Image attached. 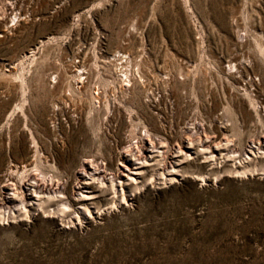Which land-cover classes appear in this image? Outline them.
Instances as JSON below:
<instances>
[{"label": "rangeland", "instance_id": "rangeland-1", "mask_svg": "<svg viewBox=\"0 0 264 264\" xmlns=\"http://www.w3.org/2000/svg\"><path fill=\"white\" fill-rule=\"evenodd\" d=\"M1 20L0 208L35 199L0 221V264H264V174L237 172L264 147V0H0ZM57 193L68 216L38 207Z\"/></svg>", "mask_w": 264, "mask_h": 264}, {"label": "bare ground", "instance_id": "bare-ground-1", "mask_svg": "<svg viewBox=\"0 0 264 264\" xmlns=\"http://www.w3.org/2000/svg\"><path fill=\"white\" fill-rule=\"evenodd\" d=\"M19 21V20H18ZM3 21L1 20L0 21V28H2L3 27ZM260 47V49H259V52H261V53H263V55H264V48H262L261 46H259ZM246 53V52H245ZM244 52L243 53H235L232 57H231V60L229 61V62H231V63H235V64H237L238 65V67L239 68H243V69H245L246 68V71H247V73H248V75H249V71H248V67L246 66L247 64V61H248V59H249V54L248 55H246ZM122 53H120L119 52V54H116L115 56L118 58V59H122V57L120 58L119 56L121 55ZM257 54V53H256ZM258 55V54H257ZM261 55V54H260ZM254 56V55H253ZM24 58H28V59H30V62L31 63H35L36 62V59H35V51L33 50V51H31V53L29 54V55H25L24 56ZM255 58V57H254ZM264 58V57H263ZM117 61V60H116ZM129 61V60H128ZM252 61V60H251ZM24 62V61H23ZM22 62V63H23ZM123 62V61H122ZM125 62V61H124ZM130 65H132V64H130ZM21 69V68H20ZM138 70V69H137ZM126 72V71H125ZM126 75V77H127V79L130 81V78H129V76H128V74L126 73L125 74ZM133 76V75H132ZM123 77V76H122ZM16 78H18L20 81H21V83H22V92H23V94H25L24 92L26 91V90H24V84H25V82H26V79H25V75H24V72L23 73H19V75L16 77ZM126 79V80H127ZM108 80V79H107ZM114 80V79H113ZM111 82V81H110ZM106 83V82H105ZM253 83H254V81L251 79V81L249 82V84L250 85H253ZM20 84V83H19ZM246 90H248V89H246ZM248 96L250 97V99L252 100V103H253V105H254V107H256L257 105L256 104H254L255 102H254V100H253V98L251 97V93H249V91H248ZM24 97V96H23ZM250 100V101H251ZM122 103V102H121ZM251 103V104H252ZM109 104H111L110 103V101H109V103H108V105ZM202 104V103H201ZM124 105V104H123ZM18 108H20L21 110H23L24 109V103H21V104H19L18 105ZM198 108V107H197ZM257 108V107H256ZM132 109V108H131ZM202 109V108H201ZM224 109H225V111H224V113L226 112L228 115H231L232 113H234V112H236V111H234L233 112V110H232V106L230 107V106H226V107H224ZM137 110V109H136ZM245 110V112H248V109H247V107H246V109H244ZM256 112L257 113H259V110L257 109L256 110ZM249 113V112H248ZM236 114V113H235ZM131 115V114H130ZM223 115H225V114H223ZM260 115V114H259ZM229 120H231V125H232V128H233V130H234V132H235V136H237L240 140H241V137H242V135L244 134L243 132V130H242V128H241V126L238 124V121H237V118H234V117H232V118H230ZM259 123V122H258ZM146 124V123H145ZM149 128V127H148ZM148 131H150V130H148ZM155 134V133H154ZM32 137H33V140L36 142V138L32 135ZM230 138V137H229ZM221 142V141H220ZM226 144V143H225ZM222 144H219V146H221ZM229 144H226L225 145V147H227ZM203 149V148H202ZM36 152V154H35V156H36V160H35V162H33L32 163V165H31V167L30 168H27L28 166L27 165H24V167H22L23 169H21V170H16V172H17V174H18V176H19V180L18 181H23L26 177H27V172H28V170L30 169L31 170V168L32 167H40V162H41V158H40V156H39V152L38 151H35ZM200 151H197V153H199ZM205 154H206V156H205V158L207 159V162L209 161V162H217L218 160H221L222 161V158L224 159V161H225V158H228V159H234V160H237L238 158H237V156L235 155V154H233V155H229V151H226L225 150V148L224 149H221V147H217V149H215V150H210L209 152H204ZM252 153L254 154L253 156H248V157H246V158H244L243 159V161H242V159L240 158V163H243L244 165H243V169L244 170H237V172L238 173H240V174H248L249 172H251V173H255V171H257V170H261L262 171V174H264V163L262 164V166L261 165H257V166H261L260 168L259 167H256V166H254V167H251L252 166V163L255 161L256 162V160H260L261 162H264V147H262V146H258V148L257 149H252ZM136 156V155H135ZM135 156H134V158H135ZM189 156H191V154H189V152H185V155L183 156V159H185V160H189ZM135 159H137L138 160V158H135ZM227 159V160H228ZM179 160H181V159H179ZM178 160V161H179ZM162 160L159 158V160L157 161V162H161ZM223 162V161H222ZM218 163V162H217ZM135 164H137L138 166H136V168H135V170H136V172L135 173H132V175L130 174V178H126V180H123V181H120L121 182V184H120V187L122 188V190H124L123 188H124V184H125V181H129V180H135L136 182L138 181V179H139V177H141V178H143L142 177V175L144 174V172H145V166H147L149 163H148V160H145V161H142L141 163H135ZM257 164H259V163H257ZM157 165V164H156ZM255 165V164H254ZM156 167V166H155ZM180 171H182V167H181V165H179V163L178 164H176V165H172V167H171V169L169 170V173L168 174H166L165 172H160V169H159V167H158V169H156V171H155V174H153V176H157L158 174H161V175H163V177L166 179V180H168V181H170V182H172V181H174L175 179H176V176L175 175H177L176 173L178 172V173H180ZM31 172V171H30ZM45 173V172H44ZM46 175V174H45ZM47 176V175H46ZM55 177H57V178H59L60 179V176L59 175H56ZM149 180V179H148ZM203 181H205L206 180V178H203L202 179ZM130 181V182H131ZM103 183V182H102ZM111 184L109 185L110 187H111V189H113L114 190V193H117L118 194V190H117V183L115 182V179L113 178V179H111V182H110ZM128 183V182H127ZM134 182L132 181V183L131 184H133ZM86 184H88V182L86 183ZM129 184V183H128ZM89 186V185H88ZM88 186H86L87 188H90V187H88ZM110 187H108V188H110ZM139 187V186H138ZM137 187V188H138ZM19 189H21L22 190V187H18ZM129 188V187H128ZM37 191L36 190H33V193H36ZM90 192V191H89ZM89 192H87V193H89ZM123 192V191H122ZM63 193V192H62ZM84 195H82V196H84V198L86 199V197H91V196H93L92 194L93 193H89V194H85V193H83ZM17 196L16 197H12L11 198V203H12V205L9 207V208H5V209H3V208H0V221L1 222H3V224H5V223H7L8 221H9V219L10 218H13V215H15V213H16V211H15V207H18V212H19V215H23V214H29L31 211H32V209H30V208H28V203H29V200H31V201H33V199H35V197H33L32 196V198H30V199H27V198H25L24 196H21V194H16ZM121 195H123V197L122 198H124V200L125 199H127V196L125 195V194H121ZM119 196V195H118ZM44 197V196H43ZM36 201V200H35ZM117 201V200H116ZM127 201V200H126ZM39 204H38V207H41V208H44V204L45 203H52V204H50V206H53V208H52V210H48V212L49 213H56V214H58V213H62V216H68V213H69V209H70V206H71V203H70V200L68 201L67 199H65V198H63L62 196H60V195H58V193L57 194H53V195H48V198L46 199V198H39ZM49 205V204H48ZM83 205H84V214H85V212L87 211L88 213L89 212H91L90 211V209H89V204H87V203H83ZM49 206V207H50ZM36 210V209H35ZM22 211H24L23 213H21ZM77 212H79V211H77ZM18 214V213H17ZM71 215V214H70ZM78 215V214H77ZM87 216H84V219L86 218ZM18 218V217H17ZM79 219H80V217H79ZM9 223V222H8ZM66 223V222H65Z\"/></svg>", "mask_w": 264, "mask_h": 264}, {"label": "built area", "instance_id": "built-area-1", "mask_svg": "<svg viewBox=\"0 0 264 264\" xmlns=\"http://www.w3.org/2000/svg\"><path fill=\"white\" fill-rule=\"evenodd\" d=\"M119 57H120V58L122 57L121 61H122V60L124 61L125 59H127L126 55H124V54H121ZM119 60H120V59H119Z\"/></svg>", "mask_w": 264, "mask_h": 264}]
</instances>
